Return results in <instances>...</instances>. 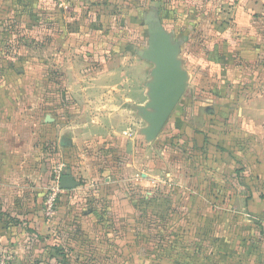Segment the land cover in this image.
Wrapping results in <instances>:
<instances>
[{
    "label": "crops",
    "instance_id": "1",
    "mask_svg": "<svg viewBox=\"0 0 264 264\" xmlns=\"http://www.w3.org/2000/svg\"><path fill=\"white\" fill-rule=\"evenodd\" d=\"M51 22L60 29L56 64L64 68L62 74L65 68L71 70L65 92L66 104H71L63 101L56 124L49 126L47 116L46 124L35 131L29 128L26 137L30 148L34 139L58 138L62 152L57 158L72 174L83 173L89 179L85 187L89 194L83 196L87 193L79 184L65 190L57 204V220H43L42 190L31 186L38 174L17 167L22 161L17 153L26 154L30 148L17 152L16 126L4 127L1 122V135L6 134L0 136V257L9 254L11 264H51L59 257L70 264L139 263L129 254L137 255L138 248L126 247L125 237L102 229L124 227L135 211L126 191L141 190L140 157L134 154L127 163L124 157L132 149L142 151L144 99H149L148 85L158 78L154 63H149L146 85L138 71L131 74L127 67L141 70L143 63L127 57V50L129 41L143 42L145 33L149 42L151 26L169 37L184 89L167 123L175 126L182 111L184 117L189 113L184 137L190 141L200 135L203 157L199 168L181 175L171 170L169 190L196 193L193 205L201 211L203 243L207 227L215 228L210 237L222 240L226 232L230 237L232 230L249 224L264 234L263 6L252 0H0V35L6 40L0 42V62L11 60L21 69L32 64L19 43L14 44V30L27 37L40 24L46 29ZM16 46L17 59L6 56ZM181 52L187 56L180 58ZM78 55L82 59L76 60ZM25 80L31 78L22 71L0 74V82ZM11 92L0 91L1 114L6 116L17 98ZM184 99L186 103L181 102ZM195 99L201 105L198 124L193 121ZM68 114L73 115L67 123ZM103 144L117 149L119 166L117 158L100 166L87 157L88 151ZM199 211L194 209V214ZM57 228L58 237L52 241L49 236ZM139 240L143 242L142 237Z\"/></svg>",
    "mask_w": 264,
    "mask_h": 264
},
{
    "label": "rangeland",
    "instance_id": "2",
    "mask_svg": "<svg viewBox=\"0 0 264 264\" xmlns=\"http://www.w3.org/2000/svg\"><path fill=\"white\" fill-rule=\"evenodd\" d=\"M144 20L146 24H148L149 20ZM51 24V26H48L46 29H40V24L36 32L33 31L31 34L28 33V35H26L27 37H21V34L18 33H24V31L19 29L18 31L14 30L16 33L14 34L16 37L14 44L19 43L20 47L24 49H21L22 53H26V57L32 60V64L21 69V67H16L11 60L6 62L5 59L3 62H0V74L2 76L7 75V73L13 74V72L18 73L22 71L23 74L31 78L30 82L28 80L14 83L0 82V91H13L11 93H17V98H14L15 104L7 110L9 113L8 116L1 114L3 113L2 110L4 107H0V124H2L1 122L5 123L3 124L4 127L9 124H14L16 126L13 142H15L14 145L16 146L17 152H19L20 149L25 150L24 147H26V149L28 147L30 148L32 142L26 137L29 134V128L35 131V128H37L39 124L43 126L46 124L45 120L47 116L50 118L48 119V122L51 123L49 126L56 124V118L62 113L63 107H65L64 103L65 105L71 104H66L67 100L65 99L66 88L69 87L68 81L69 76H71V70L65 68V74H62L61 70L63 67H58L56 64L58 48L57 37L60 35V29L58 25L53 26L52 22ZM151 27V31H154L153 26ZM143 29L145 30L146 28ZM141 40L143 42L137 43L134 41L131 43V41H129V49L127 50L128 55H126L134 59V61L136 59L139 64L143 63V68L141 70L136 68L135 70L134 67H127V69L134 75L138 71V74L142 76V80L146 85L148 82V72L150 70L149 63H152L151 61L156 59L159 50L167 45L168 39L159 35H151V40L146 42L147 36L145 33ZM0 42H6L2 35H0ZM25 45L26 47H24ZM14 48V51L8 52L6 56H13L17 59L20 48L17 46ZM1 53H3V51H0V57L2 58L3 55ZM185 53L181 52L180 58L186 57L187 55ZM138 57L143 59L144 62L139 60ZM1 58L0 61L2 60ZM58 58L61 59L62 56ZM72 58L74 59L73 56ZM79 58L82 59L81 56H76V60ZM40 59H42V61ZM34 60L37 61L34 62ZM58 73L62 75H58ZM137 77L139 78L140 76ZM57 92H61L60 99L59 94L57 97L55 96ZM24 98H27V100H24ZM24 101L26 102L25 105L23 104ZM181 102L186 103V100L184 99ZM147 103L150 104V107L148 106L144 109V141L143 148H141L142 151L139 152L138 149L136 153L135 150L132 149V151L129 150L130 152H128V155L124 157L127 163L131 162V156L135 158L134 154H137L138 157H140L138 168H140V172L143 173V176L138 179V185L139 187L141 186V190L126 191L129 202H131L135 208L134 214L126 218L124 227L119 229H116L117 227L113 229L103 227L102 230H107V233L115 235L114 237H125L124 241L126 242V247L138 248L137 255H135L134 251H129L131 257H137L139 259L138 264H264V234L257 228L256 224L238 227L239 229L237 232L236 230L231 231L229 234L230 237L227 236L226 232L224 240L210 237L211 235L213 236L215 228L207 227L206 230L210 231H207L208 235L205 233L206 243L204 242L202 245H198L194 241L187 239V237L191 236L193 233V229H190V223L192 221L190 218L191 210L197 208L199 211V206L194 207L193 205L197 195L193 192L194 190H169L168 186L170 183L167 174H170L172 170L176 175H181L183 172L188 171L189 168L196 169L200 167L203 158L201 156L202 150L199 148L200 135L197 134L198 136L190 141L188 138L184 137V122L191 121L188 117L189 113H187L188 116L184 117V111L180 113L181 117L178 116L179 118H177L178 121L175 126L171 124L172 121H170V124L166 122L159 132L153 133L148 118V114L155 111L152 106L153 99L151 100V98L148 99L145 97L144 104L146 105ZM193 106L196 110V116H194L193 121L198 124L201 105L197 99L193 100ZM70 110L71 109L67 110V113H69L68 111ZM176 112H178V110ZM71 115H69L67 119L64 118L65 122L68 123L70 121ZM59 119L63 120L62 117L58 118V120ZM50 130L48 129L49 134L51 133ZM1 133L0 131L1 137H4L6 134L1 135ZM42 139H44V137H41L40 141L34 139V148H30L26 154L17 153L20 155H17V157L19 156L22 160L21 162H17V167L19 170H30L38 174L36 181L31 183L32 190H42V218L45 221L52 222L57 220V204L60 195L66 192L60 189L61 192L57 197L55 213L52 217L47 218L44 215V200L45 196L56 182V168L63 163V161H59V158H57V154L62 151L59 145L60 141L57 140L58 138L49 137L46 138V141ZM66 139L67 138H65V140ZM103 145L104 146L96 147L87 153V157L91 160H96L100 166H103L104 162L117 158L116 154L118 152L115 148L109 147L106 144ZM39 149L41 150L39 151ZM111 150L115 155L112 154ZM31 151L32 153L30 154L29 152ZM115 160V164L119 166L118 158ZM124 167L127 168L125 164ZM60 177V182L63 178H66L79 184V186L83 188L81 192L85 190L89 180L83 173L72 174L67 166L61 171ZM34 184L38 186L35 187ZM181 185H183V183ZM172 187L175 188L174 186ZM76 188L77 185L75 188L69 190H75ZM169 191L171 193L176 192L177 194L171 198V206L170 209H168L169 212L166 210L165 215L168 213V217L165 215V217L161 215L156 216L154 210L155 207H158V203L155 201L157 199L166 198L167 192ZM84 192L87 194L84 195L81 193L83 196L89 194V191L85 190ZM190 193L193 194L190 195ZM126 213L128 212H125V214ZM200 215L201 211L196 212L194 215L196 219V221H194L197 224L200 223ZM102 230L101 232H103ZM57 231L58 228L53 234H50L49 237H51L52 241L58 237ZM208 236L209 239L207 240ZM140 237H142L143 242H140ZM69 238L70 237H68V239ZM136 239L137 242H135ZM87 260H84V262H87ZM69 262V259H61V257H59L58 260L53 261L51 264H70ZM127 263L130 264L131 262ZM9 264H11V259ZM94 264L96 263L94 262ZM113 264H118V262L113 260Z\"/></svg>",
    "mask_w": 264,
    "mask_h": 264
},
{
    "label": "water",
    "instance_id": "3",
    "mask_svg": "<svg viewBox=\"0 0 264 264\" xmlns=\"http://www.w3.org/2000/svg\"><path fill=\"white\" fill-rule=\"evenodd\" d=\"M151 35H159L168 39L167 45L159 50L158 56L151 61L155 65L153 71L158 78L155 83H150L149 99H153V108L155 111L148 114L149 122L151 124L152 132L157 133L161 127L169 121L174 109L183 96V86L181 83V75L178 70V64L175 60V53L169 48V37L162 29L150 31L149 41ZM150 107L146 104L145 107ZM144 107V109H145ZM77 184L72 180L63 178L60 182L62 190H69L75 188Z\"/></svg>",
    "mask_w": 264,
    "mask_h": 264
},
{
    "label": "built area",
    "instance_id": "4",
    "mask_svg": "<svg viewBox=\"0 0 264 264\" xmlns=\"http://www.w3.org/2000/svg\"><path fill=\"white\" fill-rule=\"evenodd\" d=\"M256 4H260L264 7V0H252ZM65 167L64 164H60L56 168L55 172V183L54 186H52V189L48 192V194L45 196L44 200V215L45 217L49 218L52 217L55 213V206L57 202V197L59 196L61 192L60 188V174L63 168ZM10 255H2L0 258V264H9L10 261Z\"/></svg>",
    "mask_w": 264,
    "mask_h": 264
},
{
    "label": "trees",
    "instance_id": "5",
    "mask_svg": "<svg viewBox=\"0 0 264 264\" xmlns=\"http://www.w3.org/2000/svg\"><path fill=\"white\" fill-rule=\"evenodd\" d=\"M58 93L59 92H57V93H55V96L57 97V95H58ZM57 115V114H56ZM63 164L65 165V166H67V164H66V162H63ZM67 168H68V166H67ZM177 193L176 192H173V193H171L170 191L169 192H167V195H166V198H163V199H159V201L157 202L158 204H157V206L158 207H155V210H154V214L156 215V216H159V215H161V216H164L165 215V213H166V210H167V212H169L168 211V209H170V204H171V198H173L175 195H176ZM166 206V207H165ZM168 215V213L165 215L166 217H168L167 216ZM194 210L192 211V214L190 215V218L192 219V221H191V223H190V229L192 228L193 229V233H192V235L191 236H188L187 237V239H191L192 241H194L196 244H198V245H202V240H201V235L205 232V229L202 227L201 228V226H199V223L197 224L195 221H196V219L194 218ZM164 216V217H165ZM195 220V221H194ZM216 235V234H215ZM219 237V236H218Z\"/></svg>",
    "mask_w": 264,
    "mask_h": 264
}]
</instances>
